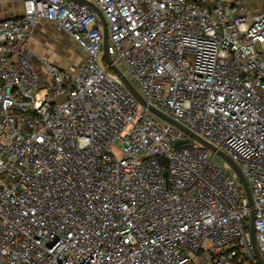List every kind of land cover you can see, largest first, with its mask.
<instances>
[{
    "label": "built area",
    "instance_id": "built-area-1",
    "mask_svg": "<svg viewBox=\"0 0 264 264\" xmlns=\"http://www.w3.org/2000/svg\"><path fill=\"white\" fill-rule=\"evenodd\" d=\"M84 1L111 63L87 3L0 19V264H260L238 173L177 123L241 169L264 260V0ZM44 21L82 64L36 57Z\"/></svg>",
    "mask_w": 264,
    "mask_h": 264
},
{
    "label": "rangeland",
    "instance_id": "rangeland-1",
    "mask_svg": "<svg viewBox=\"0 0 264 264\" xmlns=\"http://www.w3.org/2000/svg\"><path fill=\"white\" fill-rule=\"evenodd\" d=\"M41 25L33 32L31 39L33 44H30L32 51L41 57L37 56L38 59L46 58L64 67L71 65L76 67L79 63L82 64L83 52L66 33L45 21ZM102 56L103 54L100 56L101 59ZM36 67L41 77V84L46 85L49 76L38 62Z\"/></svg>",
    "mask_w": 264,
    "mask_h": 264
},
{
    "label": "water",
    "instance_id": "water-1",
    "mask_svg": "<svg viewBox=\"0 0 264 264\" xmlns=\"http://www.w3.org/2000/svg\"><path fill=\"white\" fill-rule=\"evenodd\" d=\"M76 1H80V2H83V3H87L88 5H90L91 7H93L100 15L101 19L103 20V23H104V44H103V51H104V57L106 59V61L108 63H111V57H110V54L108 52V29H107V25H106V21H105V18L102 14L101 11L98 10L97 7H95L92 3H89V2H86L84 0H76ZM113 69L122 77V79L126 82V84L128 85V87L130 88V90L134 93V95L139 99L140 102H142L143 104H147L145 102V100L138 94V92L135 90V88L132 86V84L127 80L126 77H124L122 75V73L120 72V70L115 66H113ZM150 109L155 112L156 114L174 122V123H177L175 122L174 120H172V118H170L169 116H167L166 114H164L162 111L158 110L157 108L155 107H152V106H149ZM177 125L183 129L184 131H186L187 133H189L191 136L193 137H196L198 140H200L205 146L209 147L210 149L214 150V151H217L219 154H221L229 163L230 165L236 170V172L238 173V176H239V179L245 189V192H246V195H247V198H248V201H249V205L251 207V213H250V234H251V239H252V243H253V246H254V250H255V253H256V256L260 262V264H264V260L257 248V242H256V234H255V211L253 209V205H254V201H253V196H252V192H251V189L248 185V182L246 180V178L244 177L241 169L239 168V166L229 157L227 156L226 154H224L223 152L221 151H218L213 145H211L210 143L206 142L205 140H203L202 138H200L199 136H197L195 133H193L191 130H189L188 128L184 127L183 125L181 124H178ZM189 143V140L187 141H184V142H177L175 144V148H179L181 147L182 145H187Z\"/></svg>",
    "mask_w": 264,
    "mask_h": 264
},
{
    "label": "crops",
    "instance_id": "crops-1",
    "mask_svg": "<svg viewBox=\"0 0 264 264\" xmlns=\"http://www.w3.org/2000/svg\"><path fill=\"white\" fill-rule=\"evenodd\" d=\"M22 13H23V3H22V0H0V19H3V18H11V17L19 16ZM41 24H42V22L40 23V25ZM34 54L36 55V57L39 56V55H37L36 52ZM49 61H51V60H49ZM51 62H53V61H51ZM53 63H55V64H57V65H59L61 67H64V66L60 65V63L59 64L57 62H53ZM69 67H74V66L71 65ZM69 67H66V68H69Z\"/></svg>",
    "mask_w": 264,
    "mask_h": 264
}]
</instances>
